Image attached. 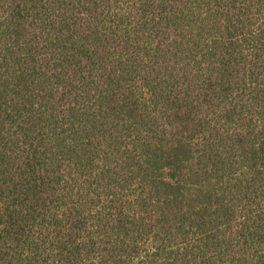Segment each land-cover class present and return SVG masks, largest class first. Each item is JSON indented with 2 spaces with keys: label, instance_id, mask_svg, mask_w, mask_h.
Returning <instances> with one entry per match:
<instances>
[{
  "label": "trees",
  "instance_id": "trees-1",
  "mask_svg": "<svg viewBox=\"0 0 264 264\" xmlns=\"http://www.w3.org/2000/svg\"><path fill=\"white\" fill-rule=\"evenodd\" d=\"M0 264H264V0H0Z\"/></svg>",
  "mask_w": 264,
  "mask_h": 264
}]
</instances>
